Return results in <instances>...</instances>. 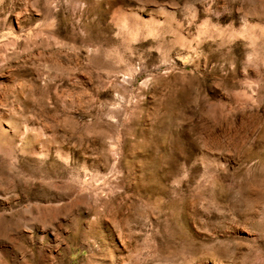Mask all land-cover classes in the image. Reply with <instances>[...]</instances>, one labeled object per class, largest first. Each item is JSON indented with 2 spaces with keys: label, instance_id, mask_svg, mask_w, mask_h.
Segmentation results:
<instances>
[{
  "label": "rangeland",
  "instance_id": "374dc122",
  "mask_svg": "<svg viewBox=\"0 0 264 264\" xmlns=\"http://www.w3.org/2000/svg\"><path fill=\"white\" fill-rule=\"evenodd\" d=\"M0 264H264V0H0Z\"/></svg>",
  "mask_w": 264,
  "mask_h": 264
}]
</instances>
